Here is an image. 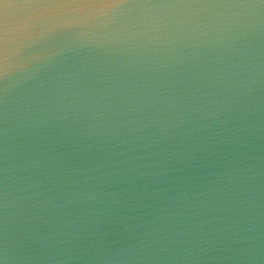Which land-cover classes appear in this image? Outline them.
I'll list each match as a JSON object with an SVG mask.
<instances>
[{"label":"water","instance_id":"1","mask_svg":"<svg viewBox=\"0 0 264 264\" xmlns=\"http://www.w3.org/2000/svg\"><path fill=\"white\" fill-rule=\"evenodd\" d=\"M0 264H264V0H0Z\"/></svg>","mask_w":264,"mask_h":264}]
</instances>
